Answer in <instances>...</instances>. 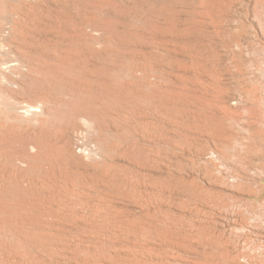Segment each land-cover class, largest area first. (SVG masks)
I'll return each instance as SVG.
<instances>
[{"label":"rangeland","instance_id":"rangeland-1","mask_svg":"<svg viewBox=\"0 0 264 264\" xmlns=\"http://www.w3.org/2000/svg\"><path fill=\"white\" fill-rule=\"evenodd\" d=\"M4 62L0 264H264V0H0Z\"/></svg>","mask_w":264,"mask_h":264},{"label":"bare ground","instance_id":"bare-ground-1","mask_svg":"<svg viewBox=\"0 0 264 264\" xmlns=\"http://www.w3.org/2000/svg\"><path fill=\"white\" fill-rule=\"evenodd\" d=\"M206 7V6H205ZM206 9V8H205ZM205 13V12H204ZM215 13V12H214ZM194 23V22H193ZM198 25H199V23H198ZM194 26V25H193ZM197 27V26H196ZM179 37V36H178ZM188 39V38H187ZM183 40V39H182ZM184 45V44H183ZM182 48H184V47H182ZM3 50V49H2ZM6 51V50H5ZM11 51V50H10ZM191 56V55H190ZM194 56V55H193ZM192 57V56H191ZM3 58V57H2ZM189 58V57H188ZM195 59V58H194ZM19 61V60H18ZM190 61H192V60H190ZM20 62V61H19ZM18 62V63H19ZM193 62V61H192ZM195 62V61H194ZM10 63V62H9ZM22 63V62H21ZM21 63H19V64H8V62H4V63H1L0 64V78L1 79H5L6 81L8 80V81H10L12 84H15V82H16V80H17V78L19 77V76H22V75H24V66H23V64L22 65H20ZM23 66V67H22ZM26 69V68H25ZM33 76V75H32ZM41 96V95H40ZM40 100V106L39 107H34L33 105L32 106H28L29 108L27 109V111H25L24 113L23 112H21V114L19 113V112H16L18 115L20 114V116L21 115H23V116H25L24 114H26L27 116H29V115H37V116H41V118L39 119V122H40V124H42V125H45V124H47V121H46V119H44L43 118V116H44V114H45V111H44V108L46 109V107H47V105H48V100H47V98L45 97V96H42L41 98H39ZM27 108V107H26ZM37 108H38V110H37ZM17 111H18V109H17ZM23 113V114H22ZM17 114H16V118L18 117L17 116ZM19 116V117H20ZM34 116V117H35ZM36 116V117H37ZM33 117V116H32ZM38 118V117H37ZM1 126V125H0ZM130 262H131V260H130ZM133 262V261H132ZM144 262V261H143ZM132 264V263H131ZM157 264V263H156Z\"/></svg>","mask_w":264,"mask_h":264}]
</instances>
